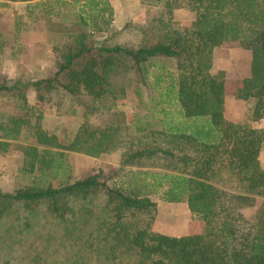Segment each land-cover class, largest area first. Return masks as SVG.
<instances>
[{
    "label": "trees",
    "instance_id": "16d2710c",
    "mask_svg": "<svg viewBox=\"0 0 264 264\" xmlns=\"http://www.w3.org/2000/svg\"><path fill=\"white\" fill-rule=\"evenodd\" d=\"M145 1L162 6L161 33L154 42L137 47L106 38L97 42L95 31L112 29L111 1L69 0L75 8L67 38L54 46L55 75L33 82H0V95L8 96L0 103V151L28 132L29 142L21 144L23 170L40 172L30 184L0 188V217L20 208L32 215L43 207L53 218L67 220L74 212L72 201L103 193L106 206L120 221L155 211L151 194L162 192L167 201H187L192 214L204 221V230L170 235L148 224L134 225L133 231L123 227L115 238L136 251V264H264V167L259 157L264 127L225 117L226 71H212L216 46L235 40L250 49L251 73L237 96L253 100V120L264 118V0ZM177 7L196 11L190 26L174 21ZM158 60L164 67L151 70ZM167 62L173 68H165ZM127 72L159 91L158 96L151 94L143 113L132 115L127 139L117 135L116 126L86 123L67 144L61 143L42 126V112L28 101L29 85L40 101L63 90L89 97L94 104L85 111L92 113L125 95L124 85L114 78ZM12 102L26 115L9 113ZM35 113L39 118L32 120ZM121 144L124 150L115 172L126 166L141 168L128 189L116 185L112 174L59 179L66 151L100 155Z\"/></svg>",
    "mask_w": 264,
    "mask_h": 264
},
{
    "label": "rangeland",
    "instance_id": "374dc122",
    "mask_svg": "<svg viewBox=\"0 0 264 264\" xmlns=\"http://www.w3.org/2000/svg\"><path fill=\"white\" fill-rule=\"evenodd\" d=\"M110 1L114 6L113 26L106 32L95 31L97 42L106 38L109 42L118 41L137 47L158 38L161 33V5L145 0ZM7 4L0 2V82H33L54 76V46L67 38L65 33L70 28L68 23L72 21L70 15L75 7L69 0H34L28 5H19L17 9ZM196 15V11L186 7H177L173 12L174 21L183 28L190 26ZM69 32L71 34L72 31ZM155 64L151 70L164 67L159 60ZM251 64V50L238 41H226L214 48L212 71L222 69L227 76L225 117L264 127V118L252 119L253 100L237 96L243 79L251 73ZM165 66L173 68L170 62ZM153 79V73H150L149 80ZM114 80L124 85L125 95L111 99L102 108L95 103L99 108L88 114L85 110L91 109L94 103L86 95L73 96L58 90L40 101L36 90L29 85L27 97L29 103L42 112V126L49 133L56 134L61 143L67 144L86 123L116 126L117 135L123 140L130 135L132 115L143 113L151 94L158 96L159 91L152 90L149 85L144 86L134 72L117 75ZM6 98L8 96L0 95V103ZM12 103L8 105L9 113L26 115V111L17 110ZM174 108L172 105L171 109ZM38 118L36 113L31 116L32 120ZM28 140L30 135L25 132L21 139H12L6 149L0 151V188L3 190L30 184L40 175L38 170H23L21 144ZM122 150L124 147L121 144L100 155L66 151L59 179L65 181L69 175L72 181L92 173H100L103 177L112 174L116 185L128 189L133 176L139 175L136 171L141 168L126 166L116 173ZM259 157L264 167V146ZM151 198L157 203L155 211L137 212L120 221H116L113 212L106 206L103 193L87 200L72 201L74 212L67 220L53 218L43 207L32 215L20 208L15 213L0 217V264H136V251L115 238L116 232L122 231L123 227L133 231L134 225L148 224L151 230L170 235L203 232L204 221L192 214L187 201H167L162 198V192L151 194Z\"/></svg>",
    "mask_w": 264,
    "mask_h": 264
},
{
    "label": "crops",
    "instance_id": "0c3cea01",
    "mask_svg": "<svg viewBox=\"0 0 264 264\" xmlns=\"http://www.w3.org/2000/svg\"><path fill=\"white\" fill-rule=\"evenodd\" d=\"M34 0H30V1H21V0H0V2H5V3H8L7 5H9L11 8H16L19 6V5H28L30 3H32ZM10 3V4H9ZM1 7V6H0ZM2 12L0 11V14ZM12 13L13 10H12ZM26 44V42H24Z\"/></svg>",
    "mask_w": 264,
    "mask_h": 264
}]
</instances>
